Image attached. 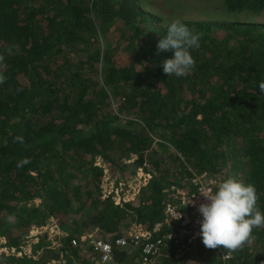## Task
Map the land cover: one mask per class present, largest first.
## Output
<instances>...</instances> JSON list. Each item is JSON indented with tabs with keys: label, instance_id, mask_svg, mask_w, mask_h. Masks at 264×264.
I'll use <instances>...</instances> for the list:
<instances>
[{
	"label": "trees",
	"instance_id": "1",
	"mask_svg": "<svg viewBox=\"0 0 264 264\" xmlns=\"http://www.w3.org/2000/svg\"><path fill=\"white\" fill-rule=\"evenodd\" d=\"M221 2V17L166 20L144 0H0V250H20L50 220L66 232L58 248L45 234L0 264H91L71 239L94 229L160 234L164 189L203 171L252 184L264 212V24L231 17L264 13V0ZM174 20L200 36L195 67L179 78L159 63L171 53L156 50ZM112 26L115 46L103 50ZM140 168L152 178L134 201L102 197L106 170L121 180ZM196 250L203 264L230 251ZM128 251L115 248L111 264H132ZM230 252L236 264H264V228Z\"/></svg>",
	"mask_w": 264,
	"mask_h": 264
},
{
	"label": "built area",
	"instance_id": "2",
	"mask_svg": "<svg viewBox=\"0 0 264 264\" xmlns=\"http://www.w3.org/2000/svg\"><path fill=\"white\" fill-rule=\"evenodd\" d=\"M151 178L150 173H145L140 168L136 179H134L138 182L129 183V190L123 192V186L126 183L119 182V186L114 184L110 190H105L102 197L105 199L111 196L115 204L134 201L141 188L147 185ZM220 182L221 180L212 172L203 171L185 178L181 184L172 183L166 187L164 189L167 199L164 206L165 218L154 226V232H161L160 234H153L152 231L145 229L142 224H133L125 236L105 239L100 237L98 229H94L83 234L80 239L72 238L71 244L78 246L84 253L86 252L87 259L91 264H111L114 261L115 248L129 249L128 254L135 253L131 260L132 264H197L196 259L191 254L202 243L199 235L202 216L198 208L201 203L207 202L198 191L202 187L214 189ZM189 199L192 202L187 205ZM180 213V219L172 218L179 216ZM59 231L57 224L47 222L42 227L33 228L31 232H36V238L40 232H43L47 233L49 239H52V235H59L61 232ZM52 241L51 247H60L61 243L56 239ZM171 248L174 249L173 252L169 251ZM0 253L22 257L23 255H30L31 251L22 246L20 250L2 248ZM60 262L53 261L52 264H59ZM222 264H236L233 253L230 251L223 252Z\"/></svg>",
	"mask_w": 264,
	"mask_h": 264
},
{
	"label": "clouds",
	"instance_id": "3",
	"mask_svg": "<svg viewBox=\"0 0 264 264\" xmlns=\"http://www.w3.org/2000/svg\"><path fill=\"white\" fill-rule=\"evenodd\" d=\"M200 47V36L179 20L168 23L166 34L157 42V55L170 52L171 55L160 60L162 71L167 77H185L195 67L191 52ZM4 77L0 75V83ZM264 92V83H259ZM23 142L22 137L15 138ZM30 161L25 158L18 163L22 167ZM207 202L199 205L200 238L209 249L222 247L234 251L244 245L251 237L253 229L264 228V212L257 207L258 195L252 184L235 178L221 181L214 189L202 187L199 191ZM190 201L187 203H191ZM172 218L180 219L179 216Z\"/></svg>",
	"mask_w": 264,
	"mask_h": 264
},
{
	"label": "rangeland",
	"instance_id": "4",
	"mask_svg": "<svg viewBox=\"0 0 264 264\" xmlns=\"http://www.w3.org/2000/svg\"><path fill=\"white\" fill-rule=\"evenodd\" d=\"M146 3L144 4V10L145 12H147L148 14H153V15H157L160 16L162 18L170 19L172 18L171 15L174 14L176 15H184L187 18H200L203 16L207 17L206 14H208L207 10H216V12H219V17H221L223 14L225 15V11L223 10V6H222V0H190L188 3L187 1H185L184 5L186 7H184L183 2H182V7H174L172 6V2H174L175 0H144ZM188 9V11H186ZM181 11V13H180ZM232 18H238L241 20H246V21H253V22H259V23H263L264 24V13H259L258 14H242L240 16L235 17V15L231 16ZM176 17H173L172 19H174ZM228 18H230V16H228ZM157 24L155 23H151V27L153 28H157ZM115 29L116 26H112L110 28V30L108 31L107 34H103L100 37V43H101V47L103 50H106L108 48H113L115 46ZM95 76V75H94ZM97 164H102V161L99 159H97ZM136 176H129L128 174H126L125 177L118 178L117 175H112L108 172V170L105 171V175L103 177V180L101 182V188H102V194H104L105 190H110V188H112V186L115 184V186H119V182H125L126 185L123 186V192H126L127 190H129V183L132 184V182H138L134 181V179H136ZM117 180H120L119 182ZM40 200H36L37 204H40ZM50 223H55L56 221H48ZM55 230V229H54ZM32 231V230H31ZM61 231V232H60ZM59 235H52V239H49V237L47 236V240L53 242L52 240L54 239H61L62 236L66 235V232L60 230ZM35 233L36 232H30L28 240L25 241V247L27 250L30 249L31 251V247L32 244H35L38 242L39 237L47 234V233H43L40 232L38 235V238L35 237ZM42 233V234H41ZM54 234L55 231H54ZM32 236V237H31ZM2 239V241H4V239L2 238V236L0 237ZM59 243H61V240H57ZM53 245V244H52ZM57 246V245H56ZM198 252L196 250V252L194 253V259H196L197 264H203L202 258H200V256L196 255ZM24 256V255H23Z\"/></svg>",
	"mask_w": 264,
	"mask_h": 264
}]
</instances>
